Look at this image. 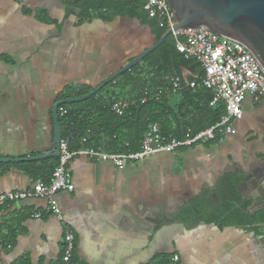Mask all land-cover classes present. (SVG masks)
<instances>
[{
    "label": "crops",
    "instance_id": "0c3cea01",
    "mask_svg": "<svg viewBox=\"0 0 264 264\" xmlns=\"http://www.w3.org/2000/svg\"><path fill=\"white\" fill-rule=\"evenodd\" d=\"M68 10L64 0H0V159L53 152L51 109L63 89L95 88L154 41L133 21L80 22ZM167 99L171 108L181 101L176 93ZM241 113L217 143L123 168L72 158V191L54 196L58 216L39 199L0 210V264H54L65 232L77 264H153L160 256L178 264H264V227L232 216L240 204L264 200L245 184L264 175V102L247 94ZM181 122L189 132L204 120L190 113ZM24 164H0V195L31 188L41 166ZM233 179L240 182L228 193Z\"/></svg>",
    "mask_w": 264,
    "mask_h": 264
},
{
    "label": "trees",
    "instance_id": "16d2710c",
    "mask_svg": "<svg viewBox=\"0 0 264 264\" xmlns=\"http://www.w3.org/2000/svg\"><path fill=\"white\" fill-rule=\"evenodd\" d=\"M76 8L80 10L77 17L80 22L91 19L108 22L115 18H127L146 27L156 41L167 29L157 19L148 17L142 0H79ZM176 40L180 41V38L177 37ZM201 75L198 64L178 53L175 40L169 35L139 65L117 77L94 96L81 103L59 106L57 115L60 140L67 141L68 152L91 148L109 153L129 154L139 151L141 138L149 125L159 126L164 143L192 138L212 127L224 115L222 106H209L211 93L202 86L199 80ZM175 78L179 79V89L175 93L180 95L181 101L175 108H171L167 97L171 95L172 80ZM190 83H193V88L188 87ZM91 90L76 85L65 87L56 102L78 98ZM116 101L133 104L118 117L109 108ZM190 113H195L204 122L186 132L181 118ZM220 137L216 134L215 139L209 143H217ZM84 138L85 142L81 144L80 140ZM45 163L49 165L44 167ZM57 163L58 158H50L24 165L39 164L41 169L34 170V180H40L39 175L45 171L46 178L40 181L48 184ZM238 182V179L228 181L225 190L233 193ZM229 198L226 201H238L234 197ZM226 204L228 205L227 202ZM223 209H219L217 215L223 214ZM253 209L255 211L251 212ZM232 216L239 225L261 229L264 227V200L254 204L242 203L233 211ZM172 257L160 256L153 264H172ZM54 264H62V250ZM70 264H77L73 253Z\"/></svg>",
    "mask_w": 264,
    "mask_h": 264
},
{
    "label": "built area",
    "instance_id": "2783aa9c",
    "mask_svg": "<svg viewBox=\"0 0 264 264\" xmlns=\"http://www.w3.org/2000/svg\"><path fill=\"white\" fill-rule=\"evenodd\" d=\"M142 1L143 9L149 18L157 19L167 28L174 24V16L166 0ZM172 36L178 53L194 60L201 69L202 75L199 80L211 93L209 106L223 107L224 115L218 122L192 138L170 143L163 142L157 124L149 125L141 138L139 151L129 154L109 153L91 148L68 152L67 141L60 140L58 163L48 184L35 180L31 188L26 191L0 195V210L9 202L39 199L47 203L51 214L58 216L54 196L59 192L72 191L71 176L67 170V164L72 158L85 156L123 168L157 153L173 152L178 148L189 147L201 141H213L216 134L219 136L232 134L230 123L241 118V104L245 96L248 94L264 102V72L252 54L240 42L219 36L202 27L179 31ZM177 37L180 41L176 40ZM188 87L193 88V83L188 84ZM177 89H179V79L175 78L172 80L170 92L174 94ZM130 104L125 101H116L110 104L109 108L115 116L120 117ZM84 142L85 138L80 140L81 144ZM34 217L39 218L40 214L37 213ZM62 242V264H70L73 236L65 232ZM177 262L178 258L173 256L171 263Z\"/></svg>",
    "mask_w": 264,
    "mask_h": 264
},
{
    "label": "water",
    "instance_id": "95a60500",
    "mask_svg": "<svg viewBox=\"0 0 264 264\" xmlns=\"http://www.w3.org/2000/svg\"><path fill=\"white\" fill-rule=\"evenodd\" d=\"M79 0H64L69 6V13H78L76 8ZM174 16V24L152 45L145 49L136 58L128 62L124 67L107 77L88 94L74 99H64L54 103L51 109V121L53 127L54 151L37 157L23 159H0V164L28 163L42 161L50 158H58L60 128L58 125L57 110L61 105L81 103L98 93L104 86L113 82L117 77L139 65L143 58L160 46L165 38L173 33L197 29L199 27L244 45L252 54L264 72V0H166ZM138 23L135 20H129ZM251 185L252 193L264 195V175L257 179L245 182Z\"/></svg>",
    "mask_w": 264,
    "mask_h": 264
}]
</instances>
